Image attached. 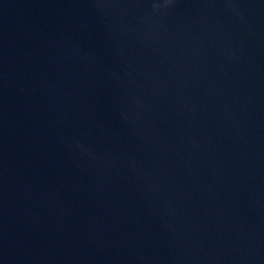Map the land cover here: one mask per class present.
Listing matches in <instances>:
<instances>
[{
    "label": "water",
    "instance_id": "95a60500",
    "mask_svg": "<svg viewBox=\"0 0 264 264\" xmlns=\"http://www.w3.org/2000/svg\"><path fill=\"white\" fill-rule=\"evenodd\" d=\"M0 264H264V0H0Z\"/></svg>",
    "mask_w": 264,
    "mask_h": 264
}]
</instances>
